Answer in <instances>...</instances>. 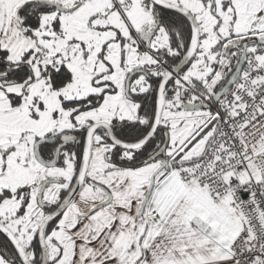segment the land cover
<instances>
[{
	"label": "snow or ice",
	"instance_id": "1",
	"mask_svg": "<svg viewBox=\"0 0 264 264\" xmlns=\"http://www.w3.org/2000/svg\"><path fill=\"white\" fill-rule=\"evenodd\" d=\"M0 264H264V0H0Z\"/></svg>",
	"mask_w": 264,
	"mask_h": 264
}]
</instances>
